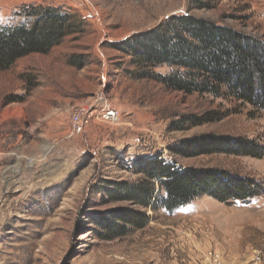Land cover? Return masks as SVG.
<instances>
[{
  "label": "rangeland",
  "instance_id": "374dc122",
  "mask_svg": "<svg viewBox=\"0 0 264 264\" xmlns=\"http://www.w3.org/2000/svg\"><path fill=\"white\" fill-rule=\"evenodd\" d=\"M201 1L212 6L0 0V24L20 22L17 12L25 5L63 6L85 23L83 33L49 52L0 70V264H264V194L232 203L205 195L170 211L158 201V180L148 205L111 193L120 181H144L135 160L156 154L177 167H216L264 184V157L171 150L184 138L209 134L264 146V110L227 93H186L134 77L130 57L114 47L187 12L264 38V0ZM104 103L120 110L119 122L94 118L83 133L69 135L73 112ZM191 116L206 121L193 124ZM123 209L138 210L147 221L106 238L114 232L101 218Z\"/></svg>",
  "mask_w": 264,
  "mask_h": 264
},
{
  "label": "trees",
  "instance_id": "16d2710c",
  "mask_svg": "<svg viewBox=\"0 0 264 264\" xmlns=\"http://www.w3.org/2000/svg\"><path fill=\"white\" fill-rule=\"evenodd\" d=\"M198 7L211 2L196 0ZM22 20L0 24V70L10 68L31 53H47L67 36L85 31L84 20L63 6L25 5L17 12ZM114 47L130 57L135 69L130 74L152 78L167 88L186 93L229 94L235 100L264 110V38L193 13L170 15L157 25L133 33ZM167 66L158 72L155 68ZM193 124L204 118L191 116ZM179 127V126H178ZM171 150L182 156L229 153L264 157V146L243 137L201 135L184 138ZM136 169L146 175L140 183L120 181L111 190L115 199H130L148 205L159 181L158 201L170 211L186 206L202 196L225 202H245L264 194V184L216 167H177L161 155L141 156ZM113 191V192H112ZM101 223L114 234H126L147 218L138 210L110 211ZM119 218L123 223H119ZM130 225H129V224Z\"/></svg>",
  "mask_w": 264,
  "mask_h": 264
},
{
  "label": "built area",
  "instance_id": "2783aa9c",
  "mask_svg": "<svg viewBox=\"0 0 264 264\" xmlns=\"http://www.w3.org/2000/svg\"><path fill=\"white\" fill-rule=\"evenodd\" d=\"M94 118L104 122L116 123L121 118L120 110L106 103L100 107H81L72 113L70 121V136L83 133Z\"/></svg>",
  "mask_w": 264,
  "mask_h": 264
}]
</instances>
